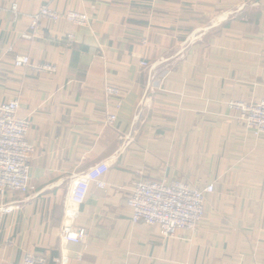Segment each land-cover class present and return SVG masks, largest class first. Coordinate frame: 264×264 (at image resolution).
Segmentation results:
<instances>
[{"label": "crops", "instance_id": "0c3cea01", "mask_svg": "<svg viewBox=\"0 0 264 264\" xmlns=\"http://www.w3.org/2000/svg\"><path fill=\"white\" fill-rule=\"evenodd\" d=\"M41 6L88 24L42 21L22 38ZM15 56L57 70L15 68ZM105 85L122 92L119 109ZM14 99L35 191L0 196L18 205L0 212V264H264V136L227 104L264 100V0H0V104ZM101 162L107 189L89 186L74 223L86 247L62 245L68 188ZM174 180L214 186L197 231L166 239L133 224L134 185Z\"/></svg>", "mask_w": 264, "mask_h": 264}, {"label": "built area", "instance_id": "2783aa9c", "mask_svg": "<svg viewBox=\"0 0 264 264\" xmlns=\"http://www.w3.org/2000/svg\"><path fill=\"white\" fill-rule=\"evenodd\" d=\"M11 11L17 12L16 6ZM41 20L51 23L67 21L77 27L88 24L86 14L77 12L56 13L48 7H42L39 12L30 17L29 31L22 38L31 40L35 35ZM68 39L72 41V37ZM15 68L26 69L34 73H55L57 68L52 64L34 63L28 56H15ZM141 68L149 65L142 61ZM105 102H112L115 109L121 106L122 92L114 86L105 85L103 88ZM231 107L240 111V121L248 130L258 137L264 135V100L255 104L230 103ZM19 101L17 99L0 104V196L8 193L22 195L35 191L30 181V162L34 155V147L27 141L29 123L17 118ZM116 122L114 114L105 118L107 126ZM109 165L107 162L98 163L71 182L67 196L64 200V212L60 227V240L62 245L77 244L84 249L88 230L75 227L74 223L79 215V208L84 203L89 186L95 185L98 189L106 190L107 185L104 175ZM214 191L213 184L204 188H196L183 181H140L137 182L127 200L131 210V222L142 223L158 228L159 235L163 238H173L177 232L193 233L203 218V202L206 194ZM17 206H2L0 212L10 213ZM81 258V254L76 256ZM22 264H45V259L39 256L26 255Z\"/></svg>", "mask_w": 264, "mask_h": 264}, {"label": "rangeland", "instance_id": "374dc122", "mask_svg": "<svg viewBox=\"0 0 264 264\" xmlns=\"http://www.w3.org/2000/svg\"><path fill=\"white\" fill-rule=\"evenodd\" d=\"M13 6H14V5H13ZM42 7H44V6H41V8H42ZM46 7H48V6H46ZM11 8H12V7H11ZM41 8H40V9H41ZM48 8H49V7H48ZM40 9H39V10H40ZM49 9L52 10V11H55V10H53V9H51V8H49ZM39 10H38V12H39ZM11 12H12V11H11ZM38 12H37V13H38ZM55 12L58 13L57 11H55ZM65 12H74V11H65ZM65 12H63V13H65ZM12 13H13V12H12ZM37 13H35V14H37ZM63 13H59V14H63ZM77 13H81V12H77ZM18 14H19L18 11H17L16 13H13V15H15V16L18 15ZM35 14H33V15H35ZM82 14H84V13H82ZM33 15H32V16H33ZM30 17H31V16H29V25H30ZM42 21H47V20H41L40 23H41ZM47 22H48V21H47ZM65 22H67V21H65ZM39 25H40V24H39ZM38 27H39V26H38ZM28 31H29V27H28ZM26 33H27V32H26ZM258 102H259V101H258ZM230 103L237 104V103H241V102L229 101L227 104H228V107H229V108L234 109V110H236V111L238 112L237 121H239L240 123H243L242 121H240V111H239V109H238V108H235V107H231V106H230ZM256 103H257V102H256ZM244 104H245V103H244ZM248 104H255V103H248ZM243 124H244V123H243ZM254 136H255V135H254ZM260 136H264V135H260ZM255 137H256V136H255ZM212 193H213V192H212ZM209 194H211V193H209ZM206 195H207V194H206ZM206 195H205V196H206ZM204 199H205V197H204ZM204 203H205V200H204V202H203V210H204ZM13 206H14V207H15V206L18 207V205H13ZM1 207H2V206H1ZM14 210H16V209H14ZM14 210H13V211H14ZM10 213H11V212H10ZM203 217H204V213H203ZM202 220H203V218H202ZM202 220L199 222V225H200V223L202 222ZM199 225H198V226H199ZM197 229H198V227H197ZM197 229H196V231H197ZM196 231H195V232H196ZM179 232H180V231H179ZM182 232H185V231H182ZM177 233H178V232H177ZM193 233H194V232H193ZM175 236H176V235H175ZM175 236H174V237H175ZM174 237H173V238H174ZM166 239H168V238H166ZM169 239H170V238H169Z\"/></svg>", "mask_w": 264, "mask_h": 264}]
</instances>
